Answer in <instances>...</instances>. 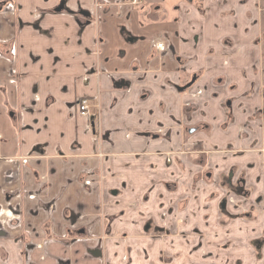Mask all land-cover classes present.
Here are the masks:
<instances>
[{
	"label": "crops",
	"instance_id": "1",
	"mask_svg": "<svg viewBox=\"0 0 264 264\" xmlns=\"http://www.w3.org/2000/svg\"><path fill=\"white\" fill-rule=\"evenodd\" d=\"M222 1L0 0V264H194L197 246L196 264L242 252L241 264H264V213L232 218L221 204L239 173L249 200L264 195V154L230 152L234 127L185 132L202 120L187 114L182 61L198 55L210 80L226 69L235 80L257 60L240 36L226 66L206 57L215 20L248 24ZM222 104L204 110L222 120ZM254 128L264 143V113Z\"/></svg>",
	"mask_w": 264,
	"mask_h": 264
},
{
	"label": "rangeland",
	"instance_id": "2",
	"mask_svg": "<svg viewBox=\"0 0 264 264\" xmlns=\"http://www.w3.org/2000/svg\"><path fill=\"white\" fill-rule=\"evenodd\" d=\"M183 1H187L191 5L195 4L199 10L201 9L202 0ZM222 2L225 6L228 4L227 0H223ZM236 2L237 0H235V9L233 10L232 15L236 17L239 9L244 7V16H246L248 24L240 27L236 22L237 20H232L235 22V28L238 26L239 29L235 30V32L234 30L229 32L223 27V24L228 20H215L217 25L220 26L219 29H222L223 33L217 44L207 50L206 57L210 60L213 58L215 60L216 58V63L217 61H222L223 65L226 66L225 64L229 59L230 54L238 53L241 47L238 39V36H240L242 39H245L246 41L248 40L251 50L253 49V52L255 51L257 54V60L250 64L247 69L243 70V68H241L237 72L236 77H234L235 80H232L233 77L228 73V71H226L227 69L220 71V73L216 72L218 75L210 80L206 72L209 68L207 64H205L206 59L202 63V61H200L201 58H199L198 55H192V57L187 58L185 62L182 61V67L184 65V68H187V72L183 77L184 82L182 88L180 89L183 90L182 93L187 95V105L185 106L187 114L188 116L192 117V120H196L197 118H201L202 120L196 125L188 124L185 132L187 136H194L196 134L202 136L209 135L213 126L210 121L216 122L217 125L215 126L220 130L234 127L237 128V137L234 139V141L232 139V143L234 144L232 146L234 148L229 150L230 152L234 151L235 155L256 152L264 154V143L262 140L259 142L256 141L259 136L255 135L257 133H255L256 131L254 128V124L261 122V118L264 113V0L260 4L257 1L254 2V0H239L237 2V6ZM247 2H250L251 4V7L248 8V12H246L245 7ZM139 4L140 0H137L136 6H139ZM227 14V12H224L223 16H226ZM260 15L263 20L258 19ZM236 31H240V33L236 34ZM248 76H250L249 79ZM208 87L211 89V98L205 99L202 103H199L197 100L202 99L206 95ZM218 97H222L223 101L221 106L224 112L222 120H220L219 116L204 110L211 100L217 99ZM248 100L255 102V106H252L250 110H248V106L246 107ZM235 114H239L238 119L235 118ZM190 146L194 149H197V152L202 153L201 149L203 148L200 147V143L198 141L191 140ZM200 159L205 163L204 156L200 157ZM262 162H264V157ZM234 168L236 172L239 170V167L237 166ZM237 175L236 181L231 180V183L225 184V188L229 190L230 193L226 192L224 194L221 200L222 209L227 208L226 205H228V208L236 211L235 214L231 216L232 218L244 217L247 215L249 216L253 210L262 211L264 213V195L257 197L254 201L249 200L248 197L250 195V191L244 186V176L242 173ZM199 176L202 181L207 182V177H210L211 180L210 170H205L203 173H200ZM199 176L197 174L198 179ZM161 216L162 218L166 217V212L162 213ZM181 218L177 217V219L174 221V224L184 225L185 222ZM180 234L181 232H171L170 235L179 237ZM144 235L151 236L150 233L146 231ZM164 235L167 234L160 233L158 238ZM262 241L264 243V238ZM256 242L261 244L259 241ZM254 249V254L260 256L264 248L262 246H258ZM192 251L197 254V257L193 261L194 264H196V259L200 254L202 256H206V250L199 249V246L195 247ZM242 256L243 252L242 255L236 259L234 264H241ZM126 258L127 256H124L125 260Z\"/></svg>",
	"mask_w": 264,
	"mask_h": 264
},
{
	"label": "built area",
	"instance_id": "3",
	"mask_svg": "<svg viewBox=\"0 0 264 264\" xmlns=\"http://www.w3.org/2000/svg\"><path fill=\"white\" fill-rule=\"evenodd\" d=\"M131 2H133L134 4L137 3V0H130ZM158 48H161V44L157 45ZM78 110H79V114L82 116H86L87 115V100L86 99H80L78 101Z\"/></svg>",
	"mask_w": 264,
	"mask_h": 264
},
{
	"label": "trees",
	"instance_id": "4",
	"mask_svg": "<svg viewBox=\"0 0 264 264\" xmlns=\"http://www.w3.org/2000/svg\"><path fill=\"white\" fill-rule=\"evenodd\" d=\"M137 9L140 10L141 9V6H137Z\"/></svg>",
	"mask_w": 264,
	"mask_h": 264
},
{
	"label": "flooded vegetation",
	"instance_id": "5",
	"mask_svg": "<svg viewBox=\"0 0 264 264\" xmlns=\"http://www.w3.org/2000/svg\"><path fill=\"white\" fill-rule=\"evenodd\" d=\"M182 92H183V90H181ZM187 104H186V102H185V106H186Z\"/></svg>",
	"mask_w": 264,
	"mask_h": 264
}]
</instances>
